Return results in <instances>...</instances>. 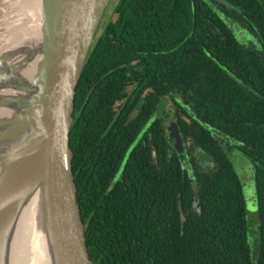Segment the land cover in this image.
<instances>
[{"label": "trees", "instance_id": "1", "mask_svg": "<svg viewBox=\"0 0 264 264\" xmlns=\"http://www.w3.org/2000/svg\"><path fill=\"white\" fill-rule=\"evenodd\" d=\"M113 14L83 64L68 134L89 263L264 264V0H118ZM165 98L183 154L162 119L136 143ZM232 150L254 169L253 255Z\"/></svg>", "mask_w": 264, "mask_h": 264}, {"label": "water", "instance_id": "2", "mask_svg": "<svg viewBox=\"0 0 264 264\" xmlns=\"http://www.w3.org/2000/svg\"><path fill=\"white\" fill-rule=\"evenodd\" d=\"M108 1L39 0L37 40L0 53V264H9L17 220L32 199L48 264H90L68 134L75 88ZM166 135L180 144L171 118Z\"/></svg>", "mask_w": 264, "mask_h": 264}, {"label": "bare ground", "instance_id": "3", "mask_svg": "<svg viewBox=\"0 0 264 264\" xmlns=\"http://www.w3.org/2000/svg\"><path fill=\"white\" fill-rule=\"evenodd\" d=\"M38 6L39 0H3L0 3V53L37 40ZM9 264H48L36 199L28 203L17 220L10 244Z\"/></svg>", "mask_w": 264, "mask_h": 264}, {"label": "rangeland", "instance_id": "4", "mask_svg": "<svg viewBox=\"0 0 264 264\" xmlns=\"http://www.w3.org/2000/svg\"><path fill=\"white\" fill-rule=\"evenodd\" d=\"M118 0H109L105 10L103 12V15L101 17L96 37L100 34L101 28L109 21L114 20V14H113V8L117 4ZM234 33H236L240 39L243 41L249 39V37H241V32H237V30H234ZM237 40L239 38L235 37ZM166 111L170 114L173 113V109L171 108L170 102L167 98L166 103ZM226 143L229 146H233L234 142L227 140ZM227 159L231 165V168L240 184L241 187V194H242V200L244 205V211H245V219L247 223V233H246V240H247V246L253 255L254 251V245L257 239V231L256 229V206H255V195H254V186H253V173L254 169L252 164L247 160L244 156L240 155L235 150H232L230 153H227ZM206 161H201V165H205ZM257 248V245H256Z\"/></svg>", "mask_w": 264, "mask_h": 264}, {"label": "flooded vegetation", "instance_id": "5", "mask_svg": "<svg viewBox=\"0 0 264 264\" xmlns=\"http://www.w3.org/2000/svg\"><path fill=\"white\" fill-rule=\"evenodd\" d=\"M131 91V85H126L124 88H123V93L125 95L124 98H122L120 101L116 102L113 104L112 106V111L115 112L116 116L119 115L123 109H122V106L121 104H125L126 103V100H127V96L129 95ZM145 93H149V90L145 91L142 95H141V99L144 98V95ZM166 103H167V100L166 98L160 102L154 109L153 113L149 116L148 120H146L144 126L142 127V131L141 133L139 134V137L137 138L136 140V143H139V140L144 136V134L149 130L150 126L152 123H154L155 121L157 120H161L162 119V127H163V134L167 140V135H166V124H167V119L168 118H171L172 119V123L176 126L174 120H173V117L170 115V116H166L167 114V111H166ZM135 116V111H131L129 113V115L126 117V120L129 122L133 119V117ZM126 125V123H125ZM109 128V127H108ZM177 129V128H176ZM168 142V140H167ZM169 143V142H168ZM143 144H145V142H143ZM171 145V147L176 151V153L178 154H183V149L184 148H187L188 144L186 143L185 145L182 143L181 141V138H180V144H176V143H169ZM201 167H204V164L201 165ZM195 206V204L193 203V207Z\"/></svg>", "mask_w": 264, "mask_h": 264}]
</instances>
